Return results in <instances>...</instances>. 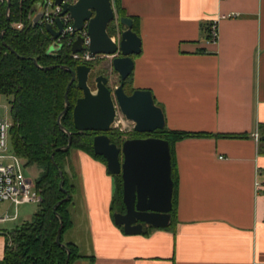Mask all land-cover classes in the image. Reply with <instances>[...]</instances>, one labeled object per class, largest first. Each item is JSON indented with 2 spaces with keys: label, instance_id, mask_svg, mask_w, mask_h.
Segmentation results:
<instances>
[{
  "label": "crops",
  "instance_id": "0c3cea01",
  "mask_svg": "<svg viewBox=\"0 0 264 264\" xmlns=\"http://www.w3.org/2000/svg\"><path fill=\"white\" fill-rule=\"evenodd\" d=\"M118 3L141 41L132 88L151 91L168 130L212 136L175 142L174 220L137 235L113 223L105 164L72 149L64 169L81 192L62 234L80 254L72 264H264V0Z\"/></svg>",
  "mask_w": 264,
  "mask_h": 264
},
{
  "label": "trees",
  "instance_id": "16d2710c",
  "mask_svg": "<svg viewBox=\"0 0 264 264\" xmlns=\"http://www.w3.org/2000/svg\"><path fill=\"white\" fill-rule=\"evenodd\" d=\"M40 0H0V95L8 97L11 117L10 149L24 163V167L36 166L40 173L35 180L41 201L38 210L29 220L23 221L13 229L4 232L6 243L0 264H72L80 258L75 245L64 243L62 234L71 227L68 205L75 187L72 177L64 167L72 149L80 150L105 164L102 156L93 153V137L99 132H77L73 126L72 109L82 95L76 83L68 90V111L60 117L61 129L57 123L65 107L64 95L71 80L66 67L75 69L80 62L73 59L70 46L66 41L61 47L48 53L53 39L42 23L32 25L30 13ZM118 18L125 16L119 8L118 0H113ZM8 14V19H7ZM22 23L21 29L13 24ZM119 29L123 27L118 24ZM132 29L137 31V21ZM108 34L115 31L113 23L108 26ZM12 50V51H11ZM36 60L37 65L33 63ZM132 73L124 82L127 94L133 91ZM68 132L72 134L71 146L64 149L68 142ZM111 142L119 145L120 134L113 128L106 132ZM156 137L166 140L170 146L173 195L171 221L175 217L176 173L174 169L173 145L184 138L210 137V133L168 130L166 126L150 134L132 132L133 137ZM62 172V188L59 187ZM115 189L110 210L123 212L122 181L114 175ZM70 195L65 202H60ZM60 202L59 204H57ZM57 204V205H56ZM55 211H54V206ZM169 224V225H170ZM61 225L60 243L56 242L57 230ZM121 228V226H117ZM145 227L143 233L146 232Z\"/></svg>",
  "mask_w": 264,
  "mask_h": 264
},
{
  "label": "water",
  "instance_id": "95a60500",
  "mask_svg": "<svg viewBox=\"0 0 264 264\" xmlns=\"http://www.w3.org/2000/svg\"><path fill=\"white\" fill-rule=\"evenodd\" d=\"M60 16L69 13L72 19L73 32L86 28L89 37L88 52L91 56H110L113 70L119 76V85L111 90L108 79L104 75L94 78V88L89 83L91 66L80 64L75 69L66 67L71 73V80L64 95L65 107L59 115L57 123L61 129L60 117L68 111V90L76 83L82 95L76 100L72 109V120L77 132H99L93 137V153L105 160L108 175H120L122 181V204L124 212H113V223L121 226L126 235L142 234L145 227L155 229L166 228L171 221L173 180L171 176V152L169 143L156 137H137L124 140L120 145L111 142L106 132L113 128L117 112L133 123L136 133L150 134L165 127L162 107L155 103L150 90L133 89L130 94L124 90V82L134 67L133 57L140 54L141 41L132 29L133 20L128 16L118 18L124 28L120 31L117 41L108 34V26L115 20V11L111 0H77L74 4H61ZM37 2L30 13L32 25L39 22L43 7L38 8ZM10 0H7V9ZM7 14V19H8ZM55 26L44 25L46 32L53 40L62 33L63 25L57 17ZM83 38L76 35L70 46L71 54L84 51ZM48 53L57 51L53 47ZM12 51V50H11ZM33 63L37 65L36 60ZM72 134L68 132V142L64 149L71 146ZM62 188V172H59ZM70 198L69 194L60 202ZM58 202L57 204H59ZM56 204V205H57ZM54 206V211L55 207ZM61 225L57 230L56 242L60 243ZM67 264V262H66Z\"/></svg>",
  "mask_w": 264,
  "mask_h": 264
},
{
  "label": "built area",
  "instance_id": "2783aa9c",
  "mask_svg": "<svg viewBox=\"0 0 264 264\" xmlns=\"http://www.w3.org/2000/svg\"><path fill=\"white\" fill-rule=\"evenodd\" d=\"M77 0H62L61 4H74ZM61 5H56L55 0H43V13L39 23L43 25H51L56 29L55 19L59 17L63 29L58 39L54 40L53 47L57 49L62 41L71 46L76 35L83 38L84 51L81 53L71 54L73 59L89 61L94 56L88 52L89 37L86 28L84 27L80 32L74 33L72 27V19L69 13L63 14ZM16 29H21L23 24L18 22L13 24ZM217 39V22L213 21L209 26V41L216 42ZM118 114V112H117ZM116 114V116H117ZM116 126V117L114 125ZM11 122L7 119L0 118V206L4 202H9L15 207V213L9 215L8 209L0 211V225L13 221L17 218V207L25 203L39 204L41 196L35 186V181L27 178L23 172L24 163L11 150L8 151V143L10 140L9 130ZM253 138L257 141L259 139L258 133L253 134Z\"/></svg>",
  "mask_w": 264,
  "mask_h": 264
},
{
  "label": "rangeland",
  "instance_id": "374dc122",
  "mask_svg": "<svg viewBox=\"0 0 264 264\" xmlns=\"http://www.w3.org/2000/svg\"><path fill=\"white\" fill-rule=\"evenodd\" d=\"M41 1V0H40ZM112 5L115 11V20L112 22L113 25L115 26V31L110 35L114 41H117L120 29L118 26V14L115 10L113 0ZM42 3H38V8L39 10L42 9ZM111 23V24H112ZM111 59L112 57L110 56H104V55H96L94 56L91 60L89 61H83L80 59V62H89L90 66L92 68L90 78H89V83L91 88H94V78L98 75H104L108 79V87L113 90L115 87L119 85V76L118 74L113 70L112 65H111ZM7 106H8V98L4 95L0 97V114L1 116H4L7 120H10V116L8 114L9 110L7 111ZM113 130L116 133L120 134V143L119 145L126 139H131L129 136H131V133L133 132V123L130 121H127L118 111V114L116 116V126H113ZM137 138V137H133ZM8 151L10 150V142L8 143ZM23 172L27 178L32 179L33 181L36 180L40 173V169L34 165L32 166H27L23 168ZM75 188H76V193H77V198L80 197V192H81V186L79 183V180L73 181ZM79 201V200H78ZM38 204L36 203H25L21 204L17 207V216L18 219L13 221V222H6L2 225H0L1 229L4 230H11L13 229L16 225L20 224L24 220H29L32 215L38 210ZM79 208V202H77V207ZM5 209H8L9 215H13L15 213V207L11 205L9 202H4L0 206V211H4Z\"/></svg>",
  "mask_w": 264,
  "mask_h": 264
},
{
  "label": "flooded vegetation",
  "instance_id": "af4514ba",
  "mask_svg": "<svg viewBox=\"0 0 264 264\" xmlns=\"http://www.w3.org/2000/svg\"><path fill=\"white\" fill-rule=\"evenodd\" d=\"M147 137V136H146ZM124 212V211H123Z\"/></svg>",
  "mask_w": 264,
  "mask_h": 264
}]
</instances>
